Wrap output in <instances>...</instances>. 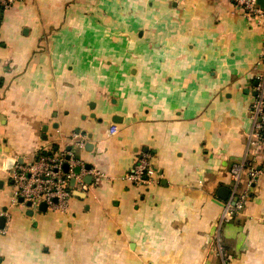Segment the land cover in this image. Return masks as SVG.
Here are the masks:
<instances>
[{"label":"crops","instance_id":"obj_1","mask_svg":"<svg viewBox=\"0 0 264 264\" xmlns=\"http://www.w3.org/2000/svg\"><path fill=\"white\" fill-rule=\"evenodd\" d=\"M263 51L230 0H16L0 27V264H264V145H249ZM62 150L95 186L67 212L13 204L7 161ZM143 154L155 176L138 186L125 176ZM236 165L250 198L221 223Z\"/></svg>","mask_w":264,"mask_h":264},{"label":"built area","instance_id":"obj_2","mask_svg":"<svg viewBox=\"0 0 264 264\" xmlns=\"http://www.w3.org/2000/svg\"><path fill=\"white\" fill-rule=\"evenodd\" d=\"M15 2L16 0H0V27L3 12L10 9ZM230 2L243 12L247 20L264 28V8L258 4L257 0H230ZM261 61L264 65V51ZM254 90L255 98L249 110V117L253 124L249 145L252 146L257 142L264 145V71L258 76ZM110 132L117 134L118 130L113 127ZM72 141L80 149L85 146V141L77 135ZM77 169H79L78 172ZM259 174L260 172L250 170L249 184L254 182ZM241 175V166L236 165L231 169V176L235 184L229 200L224 205L221 223L233 221L248 203L249 188L242 192L239 189ZM99 176H102L99 171L88 169L83 162L76 159L72 152L66 150L40 156L30 162L16 163L13 170L9 171V179L14 188L13 204H17L22 199L21 204L31 203V208H39L44 203L49 210L67 212L73 199L74 189L84 193L88 192L95 186V179ZM154 176L155 171L149 155L143 154L133 170L126 174L125 179L141 186L152 182ZM88 177L92 178V182L86 181ZM72 181H74V185H72ZM0 234H4V231L0 230ZM221 254H224L222 249ZM223 264H228V262L224 259Z\"/></svg>","mask_w":264,"mask_h":264},{"label":"water","instance_id":"obj_3","mask_svg":"<svg viewBox=\"0 0 264 264\" xmlns=\"http://www.w3.org/2000/svg\"><path fill=\"white\" fill-rule=\"evenodd\" d=\"M257 2H258V4H259L261 7L264 8V0H257ZM14 161H15L14 159H9V160L7 161V165H8V163H10V162L12 163V166H11V167H10V165L8 166V168H7L8 171L13 170L15 164L17 163V162H14ZM20 163H22L21 160H20ZM66 168H68V167H66ZM87 168L90 169V166H87ZM76 171L78 172L79 169H77ZM86 181H87L88 183H90V182L92 181L91 177H88V178L86 179ZM72 185H74V181H72ZM229 195H230V190H229V189H227V188H221V189L219 190V196H220V198H222L223 200H227L228 197H229ZM22 201H23V200L20 199V202H22ZM27 206L31 207V203H28ZM46 209H47L46 204H44V203L41 204V206H40V210L45 212ZM4 222H5V218H4V217H1V218H0V228H3V226H4Z\"/></svg>","mask_w":264,"mask_h":264}]
</instances>
